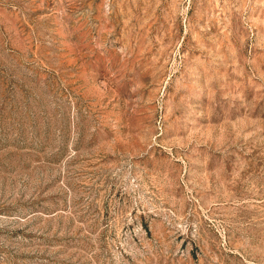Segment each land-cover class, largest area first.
I'll return each instance as SVG.
<instances>
[{
    "label": "rangeland",
    "instance_id": "rangeland-1",
    "mask_svg": "<svg viewBox=\"0 0 264 264\" xmlns=\"http://www.w3.org/2000/svg\"><path fill=\"white\" fill-rule=\"evenodd\" d=\"M0 264H264V0H0Z\"/></svg>",
    "mask_w": 264,
    "mask_h": 264
}]
</instances>
